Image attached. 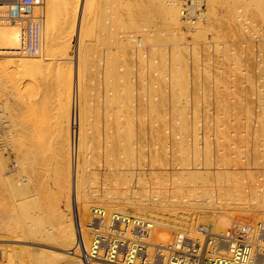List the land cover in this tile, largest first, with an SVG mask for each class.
Instances as JSON below:
<instances>
[{
	"label": "rangeland",
	"instance_id": "1",
	"mask_svg": "<svg viewBox=\"0 0 264 264\" xmlns=\"http://www.w3.org/2000/svg\"><path fill=\"white\" fill-rule=\"evenodd\" d=\"M52 1L53 6L48 8L57 11L53 15L54 10H50L45 19L51 18L46 21L51 23L47 28L53 31L50 35L54 37V47L53 51L51 47L49 51L44 49L43 56L19 53L20 29L15 24H0L17 30V49H7L1 41L0 61L22 57L35 61V65L20 72L4 63L0 67V172L5 175L0 178V264H26L35 256L30 248L54 252L57 248L52 244L38 243L30 237L36 227L51 222L57 207L71 218L78 187L82 194L94 190L100 194L105 188L102 180L131 178L133 185L139 183L136 186H145L144 189L158 180L168 184L162 186L157 181L158 187L186 191L195 180L201 184L206 178L203 188L209 187L207 193L210 190L213 198L228 201L237 194L234 180L246 184L251 180L247 184L250 186L252 180L264 182V0H192V9L200 13L192 23L182 19L186 0H178V23L164 15L163 0H92L86 17L87 0H81L83 7L76 13L78 27L66 23V19L70 22L75 1ZM47 5L48 0L46 9ZM84 18L92 22L86 23L84 29L88 32L90 28L94 35L83 31L90 35L84 38L91 55L85 65L88 79L80 81ZM138 37L142 38L141 44ZM57 40L62 48L56 46ZM173 72L179 73L178 80ZM173 77L175 83L170 87ZM180 82L188 86L187 94ZM172 87L178 91L171 92ZM79 98H83L80 103ZM183 122L190 133L183 129ZM191 138L196 142L192 143ZM178 139L183 141L182 148ZM188 148L187 156H191L186 160L182 157H186ZM205 162L209 164L205 166ZM145 176H149L151 185ZM143 182L147 185H140ZM131 207L126 205V211L136 213ZM179 207L175 208L178 214L158 209L147 215L157 221L178 220L195 229L191 221L200 216H194L191 207ZM200 209L195 211L208 210ZM230 217L241 219L237 215ZM182 218H188L187 223ZM83 221L86 220L81 224ZM198 224H209L217 231L212 220ZM7 225L14 231L19 227L16 232L22 229L24 240L10 232ZM168 231L169 240L173 231Z\"/></svg>",
	"mask_w": 264,
	"mask_h": 264
},
{
	"label": "bare ground",
	"instance_id": "2",
	"mask_svg": "<svg viewBox=\"0 0 264 264\" xmlns=\"http://www.w3.org/2000/svg\"><path fill=\"white\" fill-rule=\"evenodd\" d=\"M9 1L10 0H2L0 3H9ZM60 1V0H59ZM72 1V0H71ZM70 1V2H71ZM75 1V4H74V10H73V8H72V10H73V12H72V15H71V18H70V22H69V20H67L66 19V23H67V21H68V23L67 24H69L70 25V27H74V26H77V25H79V23H78V21H79V19H78V17L76 16V13L78 12V10H80L81 9V6L83 5L82 4V2H81V0H74ZM102 1V0H101ZM159 1H162V0H159ZM165 1V2H164ZM45 2H47V0H44V5H43V13L44 14H46L47 15V13L51 10V11H53L54 10V13H53V15L55 14V12L57 11H55V9H49L48 8V6H51L52 4H53V1L52 0H48V5H47V9L45 8ZM69 2V1H68ZM67 2V3H68ZM69 2V3H70ZM91 2H92V0H87V3H86V6H85V9H86V11H85V13L87 12V15L85 14V17L86 16H88V9H89V7L90 6H92V5H90L91 4ZM97 2V1H96ZM95 2V3H96ZM158 2V1H157ZM66 3V2H65ZM73 3V2H72ZM56 4V3H55ZM125 4V3H124ZM58 5V4H57ZM163 5H164V15L166 16V17H169L170 19H172V21H173V23H178V19H179V12H180V2L178 1V0H163ZM53 6V5H52ZM54 6H56V5H54ZM94 6V5H93ZM62 7H63V5H62ZM62 7H61V9H62ZM83 7V6H82ZM51 8V7H50ZM90 8H92V7H90ZM100 8V7H99ZM98 8V9H99ZM46 9V10H45ZM57 9V8H56ZM130 9V8H129ZM128 9V10H129ZM46 11V12H45ZM50 11V12H51ZM59 11H61V10H59ZM90 11H91V9H90ZM132 11V10H131ZM95 13V12H94ZM49 14V13H48ZM58 14H59V12H58ZM57 14V15H58ZM62 14V13H61ZM79 14V13H78ZM90 14V13H89ZM99 14V13H98ZM102 14V13H101ZM51 15H52V13H51ZM94 15V14H93ZM92 15V16H93ZM127 15V14H126ZM48 16V15H47ZM46 16V17H47ZM60 16V15H59ZM91 16V17H92ZM121 16V15H120ZM141 16V15H140ZM50 17V16H49ZM48 17V19H51V18H49ZM58 17V16H57ZM90 17V16H89ZM88 17V18H89ZM123 17V16H122ZM165 17V18H166ZM54 18V17H53ZM77 18V19H76ZM87 18V19H88ZM93 18V17H92ZM145 18H147V17H145ZM48 19H44V26H45V30L43 31V53H42V55L39 53V56H43V54H44V49L46 50V51H49L50 49H49V47H51V50H52V47H54L53 45H54V42H53V40H52V38H54V37H52V35H50V31L52 30V29H50L49 30V28H47V26H49L51 23H49V22H47L48 21ZM60 19V18H59ZM91 19V18H90ZM94 19V18H93ZM142 19V18H141ZM167 19V18H166ZM47 20V21H46ZM55 20V19H54ZM92 20V19H91ZM95 20V19H94ZM121 20V19H120ZM134 19H132V21H133ZM145 20V19H144ZM169 20V19H168ZM46 21V22H45ZM93 21V20H92ZM97 21V20H96ZM96 21H94V22H96ZM126 21V20H125ZM131 21V22H132ZM167 21V20H166ZM171 21V20H170ZM169 21V22H170ZM52 22V21H51ZM93 22V23H94ZM138 22V21H137ZM53 23V22H52ZM86 23H90V20L89 21H86V18H84V21H83V25H82V31H81V33L84 31L85 33L87 32L84 28H86ZM141 23V22H140ZM4 24V23H3ZM12 24V23H11ZM57 24V23H56ZM90 24H92V22L90 23ZM95 24V23H94ZM93 24V25H94ZM122 24H124L125 25V23H123V21H122ZM127 24V23H126ZM172 24V23H171ZM170 24V25H171ZM93 25H89V26H87V27H92ZM130 25V24H129ZM132 25V24H131ZM140 25V24H139ZM178 25V27H179V24H177ZM176 25V26H177ZM52 27H53V24L51 25ZM57 26V25H56ZM56 26H54V27H56ZM95 26V25H94ZM173 26H174V24H173ZM78 27V26H77ZM97 27V26H96ZM67 28H68V26H67ZM130 28V27H129ZM71 30L72 29H74V28H70ZM75 29H77V28H75ZM91 29H94V27H92ZM96 29V28H95ZM47 30V31H46ZM55 30V29H54ZM70 30V31H71ZM88 30L90 31V28H88ZM132 30V29H131ZM76 31V30H75ZM87 32L86 34H89L90 32ZM51 32H53V31H51ZM66 32V31H65ZM83 32V34H82V36H83V38L80 40V51H81V60H80V63H79V79H80V81L85 77V75H88V74H86V67H85V65L88 63V61L90 60L89 59V56L91 55V54H89V50L91 49H89V46H88V40L86 41V39L87 38H89L88 36H90V35H86L85 33ZM131 32V31H130ZM17 33V30L16 29H14L13 27H11V26H6V27H0V42L2 41V43H3V45H5L4 47H7V49H17L16 48V44H17V42H16V34ZM47 33V34H46ZM92 33H93V31H92ZM92 33H90V34H92ZM20 34H21V31H20ZM70 34H71V32H70ZM97 34V33H96ZM92 35H94V34H92ZM131 35V34H130ZM55 36V35H54ZM85 36H87V38L85 39L84 37ZM97 36V35H96ZM127 36V35H126ZM62 37V36H61ZM92 37V36H91ZM98 37V36H97ZM97 37H96V39H97ZM133 37V36H132ZM58 38V37H57ZM91 39V38H90ZM58 41V40H57ZM97 41V40H96ZM95 40H94V42H96ZM137 41V40H136ZM141 41H142V38L141 37H138V43L140 42V44H141ZM59 43H57L56 44V46L58 45V47L59 46H61V48H62V45H60V41H58ZM264 42V41H263ZM63 43V42H62ZM134 43V42H133ZM139 45V44H138ZM55 46V47H56ZM54 49H56V48H54ZM58 49H60V48H58ZM18 51V50H17ZM53 51V50H52ZM20 53V52H19ZM14 56V55H13ZM109 57V56H108ZM107 57V58H108ZM50 59V58H49ZM50 61V60H49ZM48 61V62H49ZM52 61V60H51ZM53 62V61H52ZM111 62L114 64V62L111 60ZM4 63V66H7V67H11V68H13V69H16L15 71H24V69L27 67V68H29L30 66H33V65H35V61H32V59H30V58H26V57H22V58H11V59H7V60H2V61H0V67H1V65ZM38 63V62H37ZM46 63V62H45ZM50 63V62H49ZM106 64H108V63H106ZM112 64V65H113ZM49 65V64H48ZM86 66H88V65H86ZM106 67H108V66H106ZM108 68H110V67H108ZM111 69V68H110ZM175 70V69H174ZM179 71H180V69H178ZM182 71V70H181ZM107 72H110V71H107ZM117 72V71H116ZM115 72V73H116ZM133 72V71H132ZM170 74L172 73V71L171 72H169ZM183 73V72H182ZM111 74V73H110ZM173 74H174V72H173ZM176 74H179L178 72L176 73L175 72V74H174V76H176ZM106 75V74H105ZM108 75V74H107ZM116 75H117V73H116ZM127 75V74H126ZM125 75V76H126ZM183 75V74H182ZM179 75H177L176 76V78L178 77ZM185 76H187V74L185 75ZM88 77V76H87ZM87 77H85V78H87ZM133 77V76H132ZM104 78H106L105 76H104ZM125 78V77H124ZM170 78H171V75H170ZM180 78H181V76H180ZM189 77L187 76V79H188ZM88 79V78H87ZM86 79V80H87ZM109 79V78H108ZM185 80H186V77L184 78ZM174 77H173V82L172 83H170L169 84V86L171 87V84L173 85L175 82H174ZM176 80H178V78L176 79ZM180 81L181 80H183V79H179ZM171 81H172V79H171ZM188 81H189V79H188ZM83 82V81H82ZM85 82V81H84ZM89 82V81H88ZM124 82H126V81H124ZM178 82V81H177ZM183 82H184V80H183ZM187 82V80L185 81V84H187L186 83ZM105 83H107V82H105ZM169 83V82H168ZM181 83V86L183 85V87L184 88H182V89H186L185 90V92L184 93H188V86L186 87V85L184 84V83H182V82H180ZM110 84V83H109ZM120 84V83H119ZM80 85V84H79ZM87 85V84H86ZM85 85V86H86ZM126 85V84H125ZM129 85H130V83H129ZM176 85V84H175ZM177 85H178V83H177ZM110 87H111V85H109ZM167 86V85H166ZM168 86V87H169ZM179 87H180V85H178ZM177 86V87H178ZM87 87L89 88V85H87ZM86 87V88H87ZM120 87V86H119ZM174 88H175V86H173ZM173 87H172V89H173ZM186 87V88H185ZM83 88H85L84 86H83ZM85 88V89H86ZM136 88V87H135ZM80 89V88H79ZM123 89V88H122ZM171 88H170V91L172 92H174V90L175 89H173L172 90ZM84 90V89H83ZM124 90V89H123ZM179 90H180V88H179ZM79 91V90H78ZM87 91V90H86ZM85 91V92H86ZM103 91H104V89H103ZM126 91V90H125ZM169 91V92H170ZM176 91V90H175ZM177 91H178V88H177ZM176 91V92H177ZM187 91V92H186ZM82 92V91H81ZM84 92V91H83ZM107 92V91H106ZM133 92V91H132ZM180 92V91H179ZM182 93H183V91H181ZM227 93V92H226ZM229 93V92H228ZM87 94V93H86ZM104 94H105V91H104ZM125 94V93H124ZM123 94V95H124ZM176 93H174V95H175ZM178 94V93H177ZM180 94V93H179ZM234 94V93H233ZM85 95V94H84ZM83 94H81V96H84ZM103 95V94H102ZM171 95V94H170ZM173 95V94H172ZM171 95V96H172ZM172 96V97H175V96ZM184 95V94H183ZM228 95V94H227ZM125 96V95H124ZM130 96H132L131 94H130ZM165 97H166V95H164ZM187 96H189V94L187 95ZM225 96H226V94H225ZM177 97V96H176ZM188 98V97H187ZM222 98H224V97H222ZM228 98V97H227ZM230 98V97H229ZM170 99V98H169ZM175 99V98H174ZM80 100H83V98L82 99H78V101H79V103H80ZM223 101H225V100H223ZM109 102H110V100H109ZM119 102V101H118ZM82 103H84V102H81V104ZM106 103H108L107 101H106ZM120 103V102H119ZM98 104V103H97ZM187 104H188V100H187ZM190 104L192 105V103L190 102ZM186 106H188V105H186ZM191 107V106H190ZM80 108H81V105H80ZM186 108V107H185ZM184 108V110L186 111V112H188L187 111V109H185ZM99 109V108H98ZM189 109H191V108H189ZM107 110V109H106ZM193 110V109H192ZM223 110V109H222ZM228 110V109H227ZM132 111V110H131ZM174 111L175 112H178L179 113V111H177L176 109H174ZM173 111V112H174ZM194 111V110H193ZM223 111H226V109L224 108V110ZM108 112V111H107ZM244 112V111H243ZM129 113H131V112H129ZM239 113V112H238ZM248 113V112H247ZM186 114V113H185ZM191 115V114H190ZM259 115H260V113H259ZM264 115V114H263ZM263 115H262V117H263ZM132 116V115H131ZM179 117V116H178ZM237 117V116H236ZM128 118V117H127ZM127 118H126V120H127ZM180 118V117H179ZM181 118H182V116H181ZM185 118V117H184ZM245 118V117H244ZM257 118V117H256ZM264 118V117H263ZM125 119V118H124ZM183 119V118H182ZM181 119V120H182ZM218 119V118H217ZM225 119V118H224ZM227 119V118H226ZM232 119V118H231ZM258 119V118H257ZM177 120H179V119H177ZM194 120V119H193ZM219 120V119H218ZM217 120V121H218ZM221 121H222V119H220ZM264 120V119H263ZM130 121V120H129ZM182 121H184V120H182ZM181 121V122H182ZM238 121H240V120H238ZM243 121V120H242ZM180 122V121H179ZM188 122H189V120H188ZM216 122V121H215ZM229 122V121H228ZM177 123V122H176ZM186 123V122H185ZM184 122L182 123V125L183 126H185L184 124H185ZM192 123H194L193 121H192ZM191 123V126L193 125V129H194V125L195 124H192ZM219 123V122H218ZM179 124V123H178ZM223 124V123H222ZM228 124V123H227ZM226 124V125H227ZM238 124V123H237ZM250 124V123H249ZM180 125V124H179ZM182 125H181V127H182ZM244 125V124H243ZM174 126V125H173ZM178 126V125H177ZM190 126V127H191ZM223 126H225V125H223ZM222 126V127H223ZM188 126H185V128H183V129H185V131H187V132H189L188 130L189 129H186ZM227 127V126H226ZM247 127V126H246ZM174 128H176V127H174ZM189 128V127H188ZM228 128V127H227ZM179 129L181 130V128H180V126H179ZM191 129H192V127H191ZM258 129V128H257ZM177 130H178V127H177ZM180 130H179V132H180ZM225 130H227V129H225ZM259 130V129H258ZM257 130V131H258ZM262 130V129H261ZM184 131V130H183ZM228 131V130H227ZM255 131H256V129H255ZM263 131V130H262ZM193 132V131H192ZM190 133V132H189ZM176 134H178V133H176ZM187 134V133H186ZM192 134V133H191ZM181 135V134H180ZM184 135V134H183ZM194 136H195V134H193ZM226 135V134H225ZM176 136V135H175ZM188 136H189V134H188ZM194 136H193V138H194ZM196 136H197V134H196ZM179 137H181V136H179ZM185 137V136H184ZM188 138V137H187ZM193 138H191V139H193ZM227 138V137H226ZM177 139V138H176ZM190 139V138H189ZM188 139V140H189ZM197 139V138H196ZM199 139V138H198ZM230 139V138H229ZM178 143H181V148H182V144H183V141H181L180 142V140L178 139ZM192 141V140H191ZM79 144H80V142H79V139H78V141H77ZM175 142H176V140H175ZM193 142H196L195 141V139H193V141H192V143ZM226 142V141H225ZM185 143V142H184ZM191 143V144H192ZM186 144L187 143H185V146H186ZM127 146V145H126ZM190 146V145H189ZM188 146V147H189ZM192 146V145H191ZM113 147L114 148H116L115 147V145H113ZM121 147V146H120ZM144 147V146H143ZM184 147V146H183ZM78 148H80V146H78ZM99 148V147H98ZM111 148V147H110ZM191 148V150L193 151V154H194V156L196 155L195 153L196 152H194V150L192 149V147H190ZM194 149H195V147H193ZM198 148V147H197ZM203 148V147H202ZM123 149H124V147H123ZM126 149H127V147H126ZM129 149V148H128ZM77 150H79V149H77ZM99 150V149H98ZM118 150V149H117ZM184 150H186L185 148L184 149H182V151H184ZM188 150H189V152H188ZM188 150L185 152L186 153V157H182V158H185L186 160L188 159H190L188 156L190 155H188L187 156V154L188 153H190V149L188 148ZM198 150V149H197ZM114 151V150H113ZM115 151H116V149H115ZM124 151H125V149H124ZM181 151V153H183ZM78 152V151H77ZM94 152V151H93ZM103 152V151H102ZM202 152H203V150H202ZM205 152V151H204ZM100 153V152H99ZM109 153V152H108ZM184 153V154H185ZM192 153V152H191ZM183 154V155H184ZM80 155H81V153H80ZM96 155V154H95ZM104 155H105V153H104ZM132 155V154H131ZM98 156V155H97ZM96 156V157H97ZM99 156H100V154H99ZM98 156V157H99ZM185 156V155H184ZM191 156V155H190ZM199 155H197V157H198ZM205 156V155H204ZM203 156V157H204ZM78 157H79V155H78V153H76V158L78 159ZM94 158V157H93ZM97 159V158H96ZM192 160H193V158H191ZM195 159H196V157H195ZM205 159V158H204ZM207 159V158H206ZM186 160H185V162H186ZM194 161V160H193ZM206 161V160H205ZM184 162V161H183ZM192 162V161H191ZM195 163H197V161L195 162ZM194 163V164H195ZM209 164V162H205V166H206V164ZM187 164H189V166H190V164H192V163H188L187 162ZM198 164H199V162H198ZM109 165V164H108ZM139 165V164H138ZM186 165V164H185ZM197 165V164H196ZM196 165H194L195 167H196ZM121 167L123 166V165H120ZM139 166H141V165H139ZM188 166V165H187ZM188 166V167H189ZM198 167H199V165H197ZM162 167H163V165H162ZM186 167V166H185ZM192 167H193V164H192ZM137 168V167H136ZM193 169V168H192ZM1 170V169H0ZM139 170V169H138ZM190 170V169H189ZM194 170V169H193ZM196 171V170H195ZM109 172V171H108ZM147 173H149L148 171H146ZM190 172V171H189ZM198 172V171H197ZM196 172V173H197ZM35 173V172H34ZM132 173H134V171L133 172H131V173H127V174H131L132 175ZM138 173V172H137ZM136 173V174H137ZM143 175H145L144 173L145 172H141ZM146 173V174H147ZM193 173V172H192ZM196 173H193V174H195L196 175ZM199 173V172H198ZM197 173V174H198ZM109 174V173H108ZM113 174V173H112ZM119 174V173H118ZM141 174V175H142ZM188 174V173H187ZM192 174V175H193ZM4 175V173L2 174V172H0V178H2V176ZM130 175V176H131ZM138 175V174H137ZM147 175H149V174H147ZM5 176V175H4ZM38 176V175H37ZM121 176V175H120ZM134 176V175H133ZM133 176H131L132 178H133ZM216 176V175H215ZM41 176H39V178H40ZM138 177V176H137ZM145 177H147L146 178V180H148L147 182H149V179H148V177L149 176H145ZM189 177H190V175H189ZM188 177V178H189ZM196 177V176H195ZM195 177H193L192 176V178H195ZM206 177V176H205ZM263 177V176H262ZM38 178V179H39ZM114 178V177H113ZM136 178V177H135ZM150 178H152L151 176H150ZM259 178H261V176H259ZM35 179H37L36 177H35ZM190 179V178H189ZM255 179V178H254ZM135 181L137 180V179H134ZM145 180V179H144ZM152 180V179H151ZM203 180V179H202ZM106 181V182H105ZM158 180H156L155 182L156 183H158L159 182V185H162L161 184V182L160 181H158ZM199 181L200 180H195V184H194V186L193 187H191V188H189V189H186V191H183L181 188H178L177 187V189H172V188H170V187H158L157 185H156V183H155V185L154 186H150V187H148V188H143V187H145V186H143L142 188H140V187H137L136 185L138 184L139 185V183H137V182H135V183H137L136 185L134 184L133 185V180L130 178V179H126V178H124V179H106V180H102V183L101 184H103V187H105L104 189H103V191L99 194V193H97L98 191H96L95 192V190H94V192H87L86 194H82L81 193V189L78 187V191H77V197H76V202L77 203H75L76 205V210H77V215H78V219H79V222H80V224H81V221L84 219V220H87V218H88V212H89V209H90V207L92 206V205H97V206H102L103 208H109V209H112V210H114V211H126L127 209H125V207H126V205H130V206H132L131 208L133 209V212H136V213H138V214H141V215H145V216H149L150 214H153L154 212H156V210H170L171 212H172V214H178V213H176V211H175V208H178V206H180L181 208L182 207H191L192 209H194V216L195 215H199L200 217H194V221H191L192 222V224H194V226H196L195 224L197 223L198 224V222H201V220H212V224H213V226L215 227V228H217V231H218V229H224V227L225 226H228L229 224L228 223H230L232 220H241L242 218L244 219H247V220H241V221H245V222H250V223H259V222H262V223H264V182H261V180H260V182L258 181V179L257 180H252V181H254L253 183H252V185L253 186H250V185H247L248 183H250L251 182V180H250V182H247V184L246 183H244L243 181H239V180H234V183L236 184V192H237V194H236V196H235V198L232 200H224V199H222V198H213L212 196H211V191L209 190V193H207V189L209 188H207V189H205V188H203L204 186H206L205 185V182H203V181H207V179L205 178L203 181H202V183L200 184L199 183ZM146 182V181H145ZM145 182H143V183H140V185L142 184H146ZM150 182H152V181H150ZM149 182V183H150ZM154 182V181H153ZM152 183H150V185H151ZM147 185V184H146ZM149 185V184H148ZM163 185H168V184H163ZM162 185V186H163ZM108 188V189H107ZM24 190V189H23ZM28 190V189H27ZM207 190V191H206ZM177 194V195H176ZM78 201L80 202L79 204H78ZM127 207H129V206H127ZM179 207V208H180ZM204 207V209H208V210H202V208ZM209 207V208H208ZM211 207V208H210ZM130 208V209H131ZM148 208V209H147ZM180 208V209H181ZM199 208H201L200 210H202V211H199L200 213H198V211L196 210L195 211V209H199ZM142 209V210H141ZM184 209V208H183ZM186 209V208H185ZM106 210H108V209H106ZM143 210H145V211H143ZM187 210V209H186ZM38 211H40V210H38ZM37 211V212H38ZM132 211V210H131ZM35 212V211H34ZM149 212V213H148ZM160 212H162V211H160ZM170 212V213H171ZM174 212V213H173ZM147 213L149 214V215H147ZM68 214V213H67ZM67 214L65 215V214H63V212H62V210H60V208H56L55 210H54V212H53V219L51 220V222L50 223H48L47 225H43V226H39V227H36L35 228V230H36V232H35V234L34 235H32L31 237H30V239H35V241H38V243L39 242H45V243H43V244H47V243H50V244H52V246L53 247H55V248H57L56 250H54V252H47L48 250H46L45 251V249L44 250H41L40 248H30V250H32V251H34L35 252V256L32 258V259H30L29 261H27V263L26 264H75L73 261V259H70L69 257H71L72 258V256H70L69 254H68V251H67V249H69L71 246H72V244H73V242H74V237H75V229H74V221L72 220V217L70 218L69 216H67ZM71 214V213H70ZM35 215V214H34ZM38 215V214H37ZM37 215H35V216H37ZM157 215V214H156ZM190 215V214H189ZM235 215H237V216H240L241 217V219H231V217L230 216H235ZM31 217V216H30ZM151 217H153V216H151ZM172 217V216H171ZM178 217V216H177ZM229 217H230V219H229ZM155 218V217H154ZM173 218H175V217H173ZM233 218V217H232ZM235 218V217H234ZM158 219V221H156V224H157V226L159 227V228H161V229H157V228H155L154 230H153V232H152V240H154V241H158V242H160V243H165V242H167V240H168V237H169V235H168V230H170V231H174V232H177V231H181V230H188V231H191V232H194L195 231V229H193V227H191V228H189L188 226H186V225H184V224H182V223H180V221H176L177 223H175V222H173V221H169L168 219L166 220H164V219H160V218H157ZM230 220V222H228L229 220ZM8 220V219H7ZM181 220V219H180ZM184 220V222H186L187 223V221H188V218L187 219H184V218H182V221ZM190 220H192V218H190ZM249 220H252V221H249ZM255 220V221H254ZM10 221V220H9ZM85 222L86 221H83L82 222V224L81 225H84L85 224ZM191 222H189V223H191ZM6 224V223H5ZM192 224H190V226H193ZM8 226V225H7ZM7 226H5L4 228H6ZM31 226V225H30ZM29 226V227H30ZM1 227H3V226H1ZM9 227V226H8ZM15 227V226H14ZM83 227V226H82ZM15 228H17V227H15ZM19 228V227H18ZM17 228V229H18ZM188 228V229H187ZM1 229V228H0ZM13 229V230H12ZM17 229H15L16 231H17ZM28 229V228H27ZM167 229V230H166ZM7 230V229H6ZM8 230H10V227H9V229ZM20 230V229H19ZM13 232V233H15L16 235H17V237L18 238H21V239H23L24 240V238L22 237V236H25V235H23L22 233H23V231H22V229H21V232L19 233V232H16V231H14V228L13 227H11V230H10V232ZM13 241H20L19 239H16V238H14V240ZM153 241V242H154ZM47 242V243H46ZM158 242H155V243H158ZM50 244H48V245H50ZM47 245V246H48ZM52 247V248H53ZM29 249V248H28ZM48 249V248H47ZM49 251H52V250H49ZM66 262V263H63V262ZM77 264H80L79 262L77 263ZM92 264H99V263H92Z\"/></svg>",
	"mask_w": 264,
	"mask_h": 264
},
{
	"label": "built area",
	"instance_id": "3",
	"mask_svg": "<svg viewBox=\"0 0 264 264\" xmlns=\"http://www.w3.org/2000/svg\"><path fill=\"white\" fill-rule=\"evenodd\" d=\"M186 1L182 19L192 23L200 13L192 9V0ZM43 5L44 0L0 3V24L12 23L21 31L18 52L30 56L41 53ZM75 205L70 210L75 237L67 249L75 264H264L262 222L232 220L219 231L209 224H197L193 234L185 229L173 231L167 242L155 243L151 239L157 227L154 217L129 211L108 212L93 205L81 225Z\"/></svg>",
	"mask_w": 264,
	"mask_h": 264
}]
</instances>
